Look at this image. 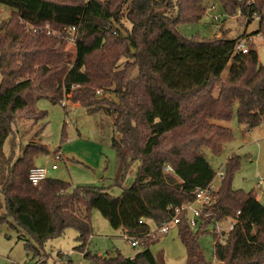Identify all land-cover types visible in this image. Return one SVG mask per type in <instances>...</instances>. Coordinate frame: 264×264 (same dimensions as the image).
Here are the masks:
<instances>
[{
  "label": "trees",
  "instance_id": "obj_1",
  "mask_svg": "<svg viewBox=\"0 0 264 264\" xmlns=\"http://www.w3.org/2000/svg\"><path fill=\"white\" fill-rule=\"evenodd\" d=\"M205 1L0 0V7L10 9L9 17L0 19V154L13 134V120L45 117L46 112L35 107L37 98L60 102L70 93V101L111 118L118 134L110 143L118 162L114 184L121 186L138 161L134 181L112 196L104 188L74 187L48 176L32 184L28 173L35 157L48 153L39 141L27 143L15 160L3 157L0 222L10 218V225L34 240L36 245L22 237L27 253L42 255L45 240L73 227L78 242L74 248L89 264H159L150 250L155 238L144 219L152 218L158 226L170 221L174 208L192 202L197 189L209 184L216 173L203 149L218 155L232 140L224 123L235 118L252 129L264 120V63H259L249 40L247 53L234 52L235 42L249 33L229 39L222 31L200 38L178 30V25L202 18ZM218 1L227 16L239 12L248 24L257 16L251 34H260L264 46V0ZM124 7L130 28L121 33L113 28L123 26ZM157 7L175 9V15L156 12ZM72 26L78 31L71 62L64 27ZM96 52L99 60L91 63ZM121 58L125 65L119 68ZM98 88L116 99L97 97ZM13 140L14 135L12 148ZM240 158L232 154L226 159L224 177L198 231L192 230L184 212L179 214L175 225L186 250L184 264H213L204 257L197 237L223 218L234 223L222 236L213 232L217 264H264V205L253 190L231 184ZM92 209L114 229L124 228L127 240L136 239L141 250L133 257L87 251Z\"/></svg>",
  "mask_w": 264,
  "mask_h": 264
},
{
  "label": "rangeland",
  "instance_id": "obj_2",
  "mask_svg": "<svg viewBox=\"0 0 264 264\" xmlns=\"http://www.w3.org/2000/svg\"><path fill=\"white\" fill-rule=\"evenodd\" d=\"M214 4L215 9L210 5ZM206 11L202 18L195 23L178 25V30L186 37L198 36L200 38H210L225 31V36L229 39L235 38L238 34L245 32L252 36V46L256 49L259 63H264V46L261 35L251 34L257 27L256 20L246 23L238 13L237 15L225 14L218 0H206ZM209 6V8L207 7ZM126 8L122 9L121 19L123 26L115 24L113 30L125 33L130 28V23L125 17ZM156 12H165L171 16L175 15V9H164L157 7ZM10 9L0 7V19H7ZM218 15L219 20L214 21L213 17ZM65 50L71 53L70 61L75 59V45L67 42ZM100 53V52H99ZM99 53H94L93 61L99 60ZM89 58V59H90ZM124 58L118 60V67L125 65ZM132 64V61H126ZM95 65V64H94ZM230 63L222 72L224 77L227 74ZM95 68V66H92ZM101 90L97 97L115 96L108 90ZM69 98L71 96L70 93ZM79 104V103H78ZM37 110L46 112L44 118L34 120L32 118L18 117L12 121L13 134L8 137L2 147L0 154V213L4 212V201L2 194V170L1 160L11 157L12 160L18 158L27 143L39 141L48 148V153L38 154L34 159L37 167H46L48 177L58 178L70 182L72 186H96L104 188L112 196H118L122 190L128 187L135 178L138 161L131 164L121 186L114 184V177L117 171V155L111 147V140L118 134L114 132L111 118L102 111L89 112L86 107L80 106L76 109L66 108L60 102H53L46 97L36 99ZM232 133V140L225 142L218 155L212 153L208 148H204V156L216 173L213 182L219 186L218 173H225V161L232 154H238L240 166L233 173L231 184L236 189L246 191L253 190L260 202L264 205V120L252 129H246L239 124L235 118L224 123ZM14 135V146L11 142ZM55 154H60L59 159H55ZM52 165H56L54 170ZM101 174H97V173ZM189 215V214H188ZM148 224L149 234L154 236L155 241L151 243L150 250L156 257L159 264H184L186 260V250L178 237V229L175 224H171L169 231L165 234L158 233L159 226L152 218H145ZM230 218H223L210 223L198 234L197 242L204 257L217 264L213 256L214 233L219 236L228 229ZM12 220L0 222V264H89L83 258V253L76 250L77 231L73 227H67L55 237L45 240L42 255L33 256L27 253L24 246V239L35 244L26 232L21 228L10 225ZM220 230H218V228ZM199 224L193 228L198 231ZM91 235L88 237L87 248L91 254L107 255L120 252L124 257H133L141 250V246L132 247L130 241L123 235L122 229H114L110 226L106 218L97 209L91 211ZM70 261V263H69Z\"/></svg>",
  "mask_w": 264,
  "mask_h": 264
},
{
  "label": "built area",
  "instance_id": "obj_3",
  "mask_svg": "<svg viewBox=\"0 0 264 264\" xmlns=\"http://www.w3.org/2000/svg\"><path fill=\"white\" fill-rule=\"evenodd\" d=\"M208 8H209V6H208ZM210 8L215 9V5L214 4L210 5ZM237 13L239 15V12H237ZM262 14H264V10L262 11ZM256 19H257V16H255V20ZM213 20L214 21L219 20V16L218 15L214 16ZM77 31H78V29L76 27H73V26L72 27H64V32H66L68 34L67 42L73 43L75 45V39H76ZM257 35H260V34H257ZM251 38H252V36H247V37H244V38L236 41L235 45H234V52L240 53V54L247 53V51H248L247 40H251ZM100 93H101V90L96 89V94H100ZM60 103L65 108L67 106H69L71 109H76L79 107L78 103H75V102H72L69 100V94H66L60 100ZM59 158H60V154H55V159L57 160ZM55 168H56V165L51 166L52 170H54ZM165 169L170 170V167L165 166ZM48 170H49V168H46V167L34 166L33 168H31L29 170V173H28L29 181L34 185L38 184L41 180L45 179L48 176ZM217 175L219 176L220 181L224 177V174L222 172L218 173ZM213 181L214 180L212 179L206 187L197 189L192 202L185 204L181 207L174 208L173 217L171 218L170 221H165L159 226L158 233H161V234L167 233L169 231L170 225L176 224L179 221V219H180L179 214L181 212H184L186 220L188 221L191 228L197 227V225L199 224V222L201 220V216L202 215H204V216L208 215L207 209H209V207L213 203V200H214L213 192L216 191L218 188V186H216ZM139 222H141V220ZM233 223H234V220L231 219V222H230L228 229L226 231H229L230 229H232ZM216 227H217V225H216ZM122 230H123V235L126 237V239H128L127 234H126V230L124 228ZM218 230H220V228H218ZM223 233H225V232H222L219 236H222ZM150 236H152V235H150ZM152 237H154V236H152ZM129 241H130V244L132 247H136L138 245L137 240L134 238L129 239Z\"/></svg>",
  "mask_w": 264,
  "mask_h": 264
},
{
  "label": "crops",
  "instance_id": "obj_4",
  "mask_svg": "<svg viewBox=\"0 0 264 264\" xmlns=\"http://www.w3.org/2000/svg\"><path fill=\"white\" fill-rule=\"evenodd\" d=\"M256 198H257L258 200L260 199L258 196H256ZM259 201H260V200H259ZM121 229H122V228H121ZM122 232H123V230H122ZM137 246H139V245H137ZM137 246H136V247H137Z\"/></svg>",
  "mask_w": 264,
  "mask_h": 264
},
{
  "label": "water",
  "instance_id": "obj_5",
  "mask_svg": "<svg viewBox=\"0 0 264 264\" xmlns=\"http://www.w3.org/2000/svg\"><path fill=\"white\" fill-rule=\"evenodd\" d=\"M97 174L99 175V174H101V173L98 172Z\"/></svg>",
  "mask_w": 264,
  "mask_h": 264
}]
</instances>
